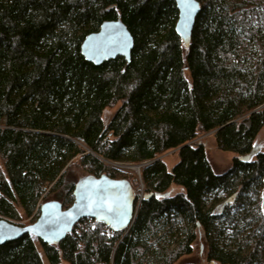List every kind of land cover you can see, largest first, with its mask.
<instances>
[{
  "label": "trees",
  "instance_id": "trees-1",
  "mask_svg": "<svg viewBox=\"0 0 264 264\" xmlns=\"http://www.w3.org/2000/svg\"><path fill=\"white\" fill-rule=\"evenodd\" d=\"M197 1L184 46L173 0H0V218L33 222L45 202L69 206L86 175L124 178L140 200L125 233L95 221L58 242L26 234L0 245V264H45L36 242L48 264H172L192 251L197 228L206 260L264 264V150L238 158L264 128V0ZM118 17L133 37L130 61H86L84 36ZM118 102L104 125L102 111ZM210 131L235 154L222 172L195 141ZM173 149L170 169L153 160ZM76 158L86 174L75 179ZM104 159L153 160L141 169L143 194ZM170 188L179 191L155 196Z\"/></svg>",
  "mask_w": 264,
  "mask_h": 264
},
{
  "label": "water",
  "instance_id": "water-1",
  "mask_svg": "<svg viewBox=\"0 0 264 264\" xmlns=\"http://www.w3.org/2000/svg\"><path fill=\"white\" fill-rule=\"evenodd\" d=\"M173 1L178 11L175 31L184 46H188L200 4L197 0ZM133 43L131 33L118 17L102 21L96 31L86 34L80 44V53L86 61L94 65H100L118 56L130 61ZM261 146L255 143L249 153L238 157L239 160L249 162L260 152ZM157 159H160V156L153 160ZM151 161L136 165L141 167ZM138 174L140 175L139 171ZM171 192L172 190L155 193V196L163 198ZM73 196L69 206H63L58 201L41 204L37 218L29 224L18 225L0 218V245L20 239L26 234L45 243L58 242L83 218L102 222L115 231L126 230L132 224L140 202L139 199L135 201L126 179L112 178L106 174L80 178L75 185ZM234 196L224 203L232 201ZM260 210L264 213V188L261 191Z\"/></svg>",
  "mask_w": 264,
  "mask_h": 264
},
{
  "label": "rangeland",
  "instance_id": "rangeland-1",
  "mask_svg": "<svg viewBox=\"0 0 264 264\" xmlns=\"http://www.w3.org/2000/svg\"><path fill=\"white\" fill-rule=\"evenodd\" d=\"M119 106H120V103L118 102V103H116L113 106H109V107L104 108V110L102 111V120H103L104 125H107V123L109 122V120L112 117L113 113L116 111V109ZM198 140L201 141L204 144L205 150H206V155H207L208 160H209V162H210V164H211V166H212V168H213V170L215 172H222V171H224L225 169H227L231 165L232 160L235 157V154H233L231 152L221 151V150H219L216 147L213 131L199 133V135L195 138V141H198ZM257 143L262 145L261 149L264 150V128L261 129L260 132L257 135ZM160 159L165 163L166 167L168 169H170L174 164H176L178 162L177 149L168 150V151L162 153L160 155ZM103 162L107 166H109L112 169L117 171L118 175H116V176L119 177L122 174H125V175L129 176L128 178H129L130 182L132 183V185L134 187H138L139 195L143 194V184L141 182L140 175L138 174L137 171H135V169H133L132 167H128L127 166L128 164H134V163L110 162V161H107L105 159H104ZM143 166L140 167L139 173H141V169H142ZM69 169H70L69 172L72 173L71 177L75 178V179L78 176H80V175L86 174V169H84L83 167L79 166L77 158L74 159L70 163ZM262 188L260 189V191L262 190ZM169 190H172V192H177V191H179V188H170ZM56 197L57 196L49 195L45 199L46 200L59 199V198H56ZM260 200L261 199H259V204H260ZM237 210L238 209L234 208L232 210V213H238ZM220 221L218 222L219 224H221ZM19 222L20 223H17L18 225L29 224V223H31V217H23ZM171 222H173V220H171ZM223 227L225 229L226 237L224 238V240H222V242L224 244L225 243L229 244V243H231V240H229V234H230L229 225L225 224ZM214 236L216 237V235H214ZM175 241L176 240H174V241L172 240L171 243L166 245V249H168V250H166V253H167V251L172 250V249L175 248ZM36 245L38 247V250H39V252L41 254V257H42L44 263L48 264L47 261H46V258L44 256V253L41 250V247H40L39 243L36 242ZM151 249H155V246H151ZM149 257H151L150 253L144 254V259H147ZM204 257H205V252L200 253V241H197L195 244H193V253L192 254L181 255L172 264H205L204 260H202ZM63 264H66V263L63 262ZM206 264H208V263H206Z\"/></svg>",
  "mask_w": 264,
  "mask_h": 264
},
{
  "label": "built area",
  "instance_id": "built-area-1",
  "mask_svg": "<svg viewBox=\"0 0 264 264\" xmlns=\"http://www.w3.org/2000/svg\"><path fill=\"white\" fill-rule=\"evenodd\" d=\"M95 226V221L91 218H87V219H83L78 221L72 229H75L76 231H79L82 227H88V228H94ZM131 226V225H130ZM130 226L124 230V233L128 231V229L130 228ZM101 230L104 231L105 233L109 234V235H113L115 230H113L112 228H110L109 226L103 224L101 227Z\"/></svg>",
  "mask_w": 264,
  "mask_h": 264
},
{
  "label": "flooded vegetation",
  "instance_id": "flooded-vegetation-1",
  "mask_svg": "<svg viewBox=\"0 0 264 264\" xmlns=\"http://www.w3.org/2000/svg\"><path fill=\"white\" fill-rule=\"evenodd\" d=\"M195 234H196V236H195V240H194L193 244H195L197 241H200V253H203L204 252V248H205V242H204V239H203V233H202V231L199 228H197V230H195ZM192 253H193V249H192V251L189 254H192ZM183 255H187V254H183ZM202 260H204L205 264L206 263H208V264H216L213 260H210V261L206 260L205 257Z\"/></svg>",
  "mask_w": 264,
  "mask_h": 264
},
{
  "label": "bare ground",
  "instance_id": "bare-ground-1",
  "mask_svg": "<svg viewBox=\"0 0 264 264\" xmlns=\"http://www.w3.org/2000/svg\"><path fill=\"white\" fill-rule=\"evenodd\" d=\"M128 167H132L133 169H135V171H140V167L139 166H137L136 164H128L127 165Z\"/></svg>",
  "mask_w": 264,
  "mask_h": 264
}]
</instances>
